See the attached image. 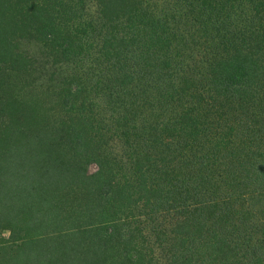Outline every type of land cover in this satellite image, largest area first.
<instances>
[{"label":"trees","instance_id":"16d2710c","mask_svg":"<svg viewBox=\"0 0 264 264\" xmlns=\"http://www.w3.org/2000/svg\"><path fill=\"white\" fill-rule=\"evenodd\" d=\"M0 264H264V0H0Z\"/></svg>","mask_w":264,"mask_h":264}]
</instances>
